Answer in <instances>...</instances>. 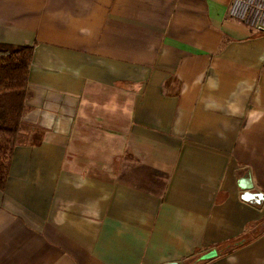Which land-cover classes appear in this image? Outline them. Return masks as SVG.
<instances>
[{
  "label": "crops",
  "instance_id": "0c3cea01",
  "mask_svg": "<svg viewBox=\"0 0 264 264\" xmlns=\"http://www.w3.org/2000/svg\"><path fill=\"white\" fill-rule=\"evenodd\" d=\"M233 1L0 0L34 48L0 264H264V32Z\"/></svg>",
  "mask_w": 264,
  "mask_h": 264
},
{
  "label": "trees",
  "instance_id": "16d2710c",
  "mask_svg": "<svg viewBox=\"0 0 264 264\" xmlns=\"http://www.w3.org/2000/svg\"><path fill=\"white\" fill-rule=\"evenodd\" d=\"M33 52L32 46L0 44V190L6 187L13 154L24 128ZM216 256L215 253L208 259Z\"/></svg>",
  "mask_w": 264,
  "mask_h": 264
},
{
  "label": "built area",
  "instance_id": "2783aa9c",
  "mask_svg": "<svg viewBox=\"0 0 264 264\" xmlns=\"http://www.w3.org/2000/svg\"><path fill=\"white\" fill-rule=\"evenodd\" d=\"M230 15L248 27L264 32V0H234Z\"/></svg>",
  "mask_w": 264,
  "mask_h": 264
}]
</instances>
